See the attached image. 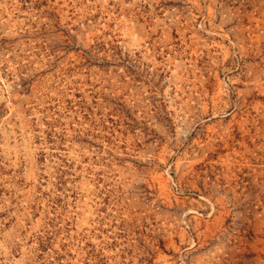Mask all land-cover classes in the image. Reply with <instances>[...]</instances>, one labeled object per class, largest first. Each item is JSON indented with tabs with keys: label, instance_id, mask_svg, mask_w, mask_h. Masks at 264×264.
<instances>
[{
	"label": "rangeland",
	"instance_id": "374dc122",
	"mask_svg": "<svg viewBox=\"0 0 264 264\" xmlns=\"http://www.w3.org/2000/svg\"><path fill=\"white\" fill-rule=\"evenodd\" d=\"M0 264H264V0H0Z\"/></svg>",
	"mask_w": 264,
	"mask_h": 264
}]
</instances>
